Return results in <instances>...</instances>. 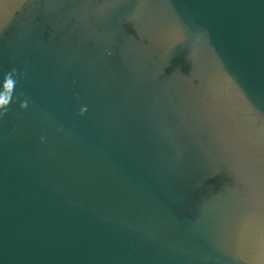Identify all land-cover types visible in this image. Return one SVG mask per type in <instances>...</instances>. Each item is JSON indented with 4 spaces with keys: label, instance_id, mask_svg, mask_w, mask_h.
<instances>
[{
    "label": "water",
    "instance_id": "95a60500",
    "mask_svg": "<svg viewBox=\"0 0 264 264\" xmlns=\"http://www.w3.org/2000/svg\"><path fill=\"white\" fill-rule=\"evenodd\" d=\"M11 69L0 264H264V0H0Z\"/></svg>",
    "mask_w": 264,
    "mask_h": 264
},
{
    "label": "clouds",
    "instance_id": "9594fccd",
    "mask_svg": "<svg viewBox=\"0 0 264 264\" xmlns=\"http://www.w3.org/2000/svg\"><path fill=\"white\" fill-rule=\"evenodd\" d=\"M17 75L16 69H11L10 71L6 72L3 77L2 82V90H0V116L7 113L8 106L10 105L13 99V93L16 88L17 79L15 78ZM29 101L27 99L21 102L22 108H27ZM87 111V107L83 106L80 109L81 114Z\"/></svg>",
    "mask_w": 264,
    "mask_h": 264
}]
</instances>
